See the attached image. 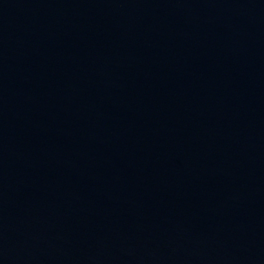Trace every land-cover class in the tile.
<instances>
[{
	"label": "water",
	"instance_id": "1",
	"mask_svg": "<svg viewBox=\"0 0 264 264\" xmlns=\"http://www.w3.org/2000/svg\"><path fill=\"white\" fill-rule=\"evenodd\" d=\"M0 264H264V0H0Z\"/></svg>",
	"mask_w": 264,
	"mask_h": 264
}]
</instances>
